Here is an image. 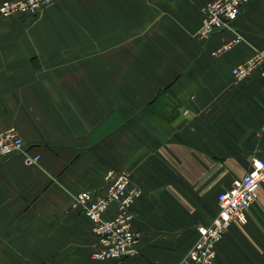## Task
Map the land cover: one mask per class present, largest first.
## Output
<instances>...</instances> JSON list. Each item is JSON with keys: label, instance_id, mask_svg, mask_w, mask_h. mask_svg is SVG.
Here are the masks:
<instances>
[{"label": "crops", "instance_id": "1", "mask_svg": "<svg viewBox=\"0 0 264 264\" xmlns=\"http://www.w3.org/2000/svg\"><path fill=\"white\" fill-rule=\"evenodd\" d=\"M208 1L55 0L0 18V132L41 155L0 159V264H180L219 194L264 159V77L232 73L264 48V0L204 40ZM110 169L142 191L137 253L119 261L92 257L94 223L73 206ZM247 219L215 264H264V184Z\"/></svg>", "mask_w": 264, "mask_h": 264}, {"label": "built area", "instance_id": "2", "mask_svg": "<svg viewBox=\"0 0 264 264\" xmlns=\"http://www.w3.org/2000/svg\"><path fill=\"white\" fill-rule=\"evenodd\" d=\"M55 0H11L0 4V18L38 17ZM252 0H212L202 7L203 22L199 36L210 39L217 32L233 27V22L242 14ZM237 35L220 51L229 50L240 43ZM218 53V52H216ZM236 82L241 83L257 73L264 77V48L233 67ZM23 157L24 162L33 166L41 161L39 153H32L19 130L12 126L0 132V159ZM105 185L100 189L83 190L75 194L73 206L78 207L94 223L93 231L98 246L92 257L96 260H123L137 253L140 233L134 228L136 200L142 191L132 184L127 172L110 169L104 177ZM264 184V159L251 158L248 172L233 182L230 189L218 196L219 211L208 225L198 227V239L180 264H215L218 246L234 222L246 224L247 210L258 198ZM114 209L115 213L108 216Z\"/></svg>", "mask_w": 264, "mask_h": 264}, {"label": "rangeland", "instance_id": "3", "mask_svg": "<svg viewBox=\"0 0 264 264\" xmlns=\"http://www.w3.org/2000/svg\"><path fill=\"white\" fill-rule=\"evenodd\" d=\"M17 128V127H16ZM18 129V128H17ZM77 194V193H76ZM83 213H85L83 210H82Z\"/></svg>", "mask_w": 264, "mask_h": 264}]
</instances>
